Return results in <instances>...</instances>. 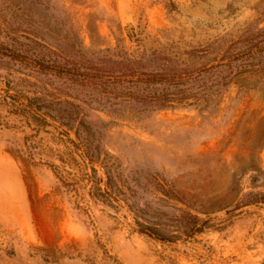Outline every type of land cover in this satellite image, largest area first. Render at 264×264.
<instances>
[{
  "label": "rangeland",
  "instance_id": "obj_1",
  "mask_svg": "<svg viewBox=\"0 0 264 264\" xmlns=\"http://www.w3.org/2000/svg\"><path fill=\"white\" fill-rule=\"evenodd\" d=\"M0 264H264V0H0Z\"/></svg>",
  "mask_w": 264,
  "mask_h": 264
},
{
  "label": "trees",
  "instance_id": "obj_2",
  "mask_svg": "<svg viewBox=\"0 0 264 264\" xmlns=\"http://www.w3.org/2000/svg\"><path fill=\"white\" fill-rule=\"evenodd\" d=\"M254 53H255L254 48L250 47L248 50H244L241 53H237L236 56L223 57L221 59L222 63H219L217 65H224V64H227V63H234V61L238 60L239 58H242V57H244L246 55H254ZM244 71H246V69H239L238 72L242 73ZM149 76H151V77L147 78V81H151V82H154V83L161 82L160 75L153 74V75H149ZM184 78H185V75L182 74V73L171 75L168 78V80L171 81V85L176 87V90L174 89L171 92H169L167 94H163L161 96H159V95L154 96V99H153L154 102L157 105H159V106H165V105L171 104L172 102L177 101V100H186V99H188L189 97H187L185 95V93H184V92H186V90L182 89L180 87L181 85L184 84L183 83ZM112 83H115L116 86L117 85L119 86V84H120V83H118V81H112ZM128 93H135V91L128 90Z\"/></svg>",
  "mask_w": 264,
  "mask_h": 264
}]
</instances>
